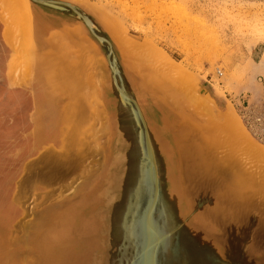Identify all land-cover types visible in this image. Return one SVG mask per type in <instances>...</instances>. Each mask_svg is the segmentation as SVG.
Listing matches in <instances>:
<instances>
[{
	"label": "water",
	"instance_id": "obj_1",
	"mask_svg": "<svg viewBox=\"0 0 264 264\" xmlns=\"http://www.w3.org/2000/svg\"><path fill=\"white\" fill-rule=\"evenodd\" d=\"M0 26L30 134L70 112L84 144L26 167L1 264H264V151L212 87L82 0H0Z\"/></svg>",
	"mask_w": 264,
	"mask_h": 264
},
{
	"label": "rangeland",
	"instance_id": "obj_2",
	"mask_svg": "<svg viewBox=\"0 0 264 264\" xmlns=\"http://www.w3.org/2000/svg\"><path fill=\"white\" fill-rule=\"evenodd\" d=\"M82 1L212 87L264 151V0ZM10 57L0 26V239L8 237L24 215L29 195L18 199V187L26 167L47 151H59L56 139L63 138L62 127L53 125L40 130L41 139L30 134L32 107L24 105L26 94L12 87ZM50 191L38 184L32 195Z\"/></svg>",
	"mask_w": 264,
	"mask_h": 264
},
{
	"label": "bare ground",
	"instance_id": "obj_3",
	"mask_svg": "<svg viewBox=\"0 0 264 264\" xmlns=\"http://www.w3.org/2000/svg\"><path fill=\"white\" fill-rule=\"evenodd\" d=\"M14 25L16 26V22L13 23H9L7 28L10 30L11 28H14ZM8 34V33H7ZM153 46H155L154 44H152ZM160 49V48H159ZM161 51H163L162 49H160ZM164 52V51H163ZM177 65H173V64H168V66L170 68H172L174 71H178L180 72V70L183 69H187L186 67H184L181 63L177 62ZM184 72V71H183ZM67 113V114H66ZM65 114L63 113H56V120L59 121L60 127H62V132L61 135L64 138L63 142L64 146H66V148H68V151H70L71 155L66 156V159H68V162L71 161V156H73L78 149H80L79 147L81 145V148L84 147V144H82L81 142V138L82 137L81 133H82V129L76 126H66L69 123H64L67 119H69V115L70 112H66ZM73 118V117H71ZM61 123H64L63 125H65V127L63 125H61ZM55 125V124H54ZM53 125V127H54ZM39 127V126H38ZM41 130V129H40ZM239 133L242 134V136L239 133H235L230 129V144L233 145V147L236 150L239 151H244V149L246 148L244 145L245 143H247L248 145L251 144L253 145V141L244 133V131L242 130V128H239ZM83 138V137H82ZM80 153V152H79ZM73 154V155H72ZM80 155L76 154L74 155V161H75V165H73V167H76L77 165V158H79ZM76 158V159H75ZM258 158H261L260 156H258ZM252 161L257 162L256 160L252 159ZM59 162V161H58ZM258 164H256L261 170L262 172H264V163L262 162H257ZM45 176V173L42 174V177ZM40 179V178H39ZM28 184L31 185L32 187L35 184V181L32 179L30 181V177L28 180ZM69 222V221H68ZM68 223L64 222V225L66 226ZM49 237V236H48ZM61 239V238H60ZM62 240V239H61ZM85 257V258H84ZM86 258H88L87 254H81V255H76V256H71L70 258H66V256L61 257L60 255L54 256V257H50L52 264H79L80 261L85 262ZM5 259L1 258L0 259V264L2 262H4ZM50 261V260H49ZM12 264V263H11Z\"/></svg>",
	"mask_w": 264,
	"mask_h": 264
},
{
	"label": "flooded vegetation",
	"instance_id": "obj_4",
	"mask_svg": "<svg viewBox=\"0 0 264 264\" xmlns=\"http://www.w3.org/2000/svg\"><path fill=\"white\" fill-rule=\"evenodd\" d=\"M2 65H3V64L1 63V64H0V67H3ZM49 136H50L51 138H54L55 135H54V133L49 132Z\"/></svg>",
	"mask_w": 264,
	"mask_h": 264
}]
</instances>
